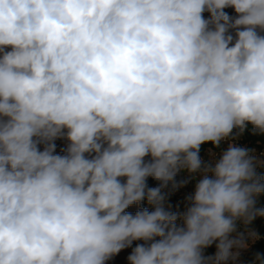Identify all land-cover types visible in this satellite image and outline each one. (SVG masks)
I'll return each mask as SVG.
<instances>
[{
	"label": "clouds",
	"instance_id": "9594fccd",
	"mask_svg": "<svg viewBox=\"0 0 264 264\" xmlns=\"http://www.w3.org/2000/svg\"><path fill=\"white\" fill-rule=\"evenodd\" d=\"M261 33L264 0H0V264H106L137 240L129 264L236 260L259 239L237 222L264 217V153L237 143L264 136Z\"/></svg>",
	"mask_w": 264,
	"mask_h": 264
},
{
	"label": "trees",
	"instance_id": "16d2710c",
	"mask_svg": "<svg viewBox=\"0 0 264 264\" xmlns=\"http://www.w3.org/2000/svg\"><path fill=\"white\" fill-rule=\"evenodd\" d=\"M258 141H261L264 144V137H261L259 135H253L250 133L247 134L245 142H250L254 145ZM206 147L207 146H203L201 149V153H200L201 155H205V157L207 156L205 153ZM207 161L208 160H206V162ZM175 181L177 182L176 178H175ZM192 182L195 183L196 180L193 179ZM160 183H161L160 181L155 180L154 178L147 180V186L149 188L158 187ZM169 186L171 188L170 189L171 191L168 193L170 195L166 198L165 204L172 207L171 211L182 213L185 210L184 208H185V205L187 204V201H189L188 199L189 197L185 195L180 196V193L177 190L172 189L171 184H169ZM162 192H163V189H162ZM256 201H257L256 206L258 208H264V193L260 194L256 198ZM141 204L145 206L149 211L154 210L153 206L148 204L147 199L141 202ZM237 230L241 232H245V233L253 230V231H256V233L261 237V240L256 242L248 253L243 254L239 257L241 264H264V217H257L255 220L251 222V224L247 226L242 223L237 222ZM257 254H259L260 256L259 260L256 259Z\"/></svg>",
	"mask_w": 264,
	"mask_h": 264
},
{
	"label": "rangeland",
	"instance_id": "374dc122",
	"mask_svg": "<svg viewBox=\"0 0 264 264\" xmlns=\"http://www.w3.org/2000/svg\"><path fill=\"white\" fill-rule=\"evenodd\" d=\"M224 11L226 13L229 14V16L231 17H235L237 14L235 13L234 9L229 7V8H225ZM203 16L205 19H209V13L208 12H204L203 13ZM232 31V34L234 35V30H231ZM261 34H264V33H261ZM10 50V49H9ZM66 131V130H65ZM69 141H67L66 139H57L55 141V152L54 154H57V155H64L65 152H64V149H66L67 145H68ZM39 148L40 150H43L44 148V145L41 144L39 145ZM87 155V154H86ZM189 177V176H188ZM121 182H125L126 181V178H120ZM196 183V182H195ZM195 183L191 181L190 183V188L192 190H195ZM170 186H168L167 188H164L163 189V193L166 195V198L170 195L168 194L171 190H170ZM180 193V196H184V192L183 191H178ZM190 206V201H187V204L185 205V210L186 208ZM165 207L166 209L170 210L172 209V207L168 206L167 204H165ZM142 208H146L145 206H143L141 203L139 204H134L132 205L131 207H129L128 209H126L125 211L128 212V213H131V214H135L137 211H139L140 209ZM184 210V211H185ZM177 225L178 226H182L183 224V221L182 219H178L177 220ZM238 223H242V221H238ZM146 242L143 241V240H137V241H133L132 242V245L130 247H127L123 250H121L118 254L114 255L111 259H109L108 261H106V264H129V261H128V256L131 254L132 250L138 245V244H145ZM147 243H151V242H147ZM215 252H216V247H215V242L208 248L204 249V255L205 256H214L215 255ZM248 252V247L246 249H241L240 250V255H243V254H246ZM239 257L236 259V260H229L227 262V264H239Z\"/></svg>",
	"mask_w": 264,
	"mask_h": 264
},
{
	"label": "built area",
	"instance_id": "2783aa9c",
	"mask_svg": "<svg viewBox=\"0 0 264 264\" xmlns=\"http://www.w3.org/2000/svg\"><path fill=\"white\" fill-rule=\"evenodd\" d=\"M252 134L251 133V131L249 130V131H246L244 134H243V136H241L239 139H238V141H237V143L238 144H240L241 146H246V147H248V148H250V149H254L255 150V153L259 156L261 153H264V144L261 142V141H258L256 144H252V143H250V142H245V140H246V136H247V134ZM260 136V135H259ZM261 137H264V136H261ZM204 146H207L206 147V151H205V153H206V157H205V155H201V158L203 159V160H210L212 157L210 156V152H209V149H211L212 148V146L211 145H204ZM203 147V146H202ZM223 147H226V145H223ZM213 151H216L215 149H213ZM217 156H218V153H217ZM151 159V157L150 156H148V157H145V161L147 162V161H149ZM262 171H263V173H262ZM258 172L260 173V174H262V175H264V167H261V168H259L258 169ZM152 177H148L147 178V180H149V179H151ZM176 178V180H177V183H179L180 181H184V180H187L188 181V183H186V184H184L182 187H178V188H176L175 190H177V191H183L184 192V195L185 196H187V197H190V196H192L193 194H194V190H192L191 188H190V183H191V181L193 180L192 178H190V177H188V174L185 172V171H181V172H179L178 174H177V176L175 177ZM251 231H253V230H251ZM249 232V231H248ZM256 232V231H255ZM247 233V232H246ZM259 236V235H258ZM261 240V237L259 236V239H257V240H255V241H252V240H249L248 241V244H249V246H248V252L250 251V249L252 248V246L256 243V242H258V241H260ZM247 252V253H248ZM239 261V264H241V262H240V259H238Z\"/></svg>",
	"mask_w": 264,
	"mask_h": 264
}]
</instances>
